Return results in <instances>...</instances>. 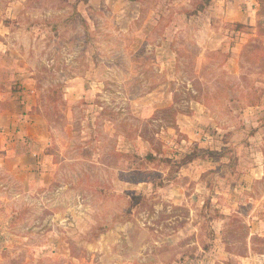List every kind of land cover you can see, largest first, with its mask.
Listing matches in <instances>:
<instances>
[{"label":"rangeland","instance_id":"1","mask_svg":"<svg viewBox=\"0 0 264 264\" xmlns=\"http://www.w3.org/2000/svg\"><path fill=\"white\" fill-rule=\"evenodd\" d=\"M83 1L0 0V264H264V7Z\"/></svg>","mask_w":264,"mask_h":264},{"label":"trees","instance_id":"2","mask_svg":"<svg viewBox=\"0 0 264 264\" xmlns=\"http://www.w3.org/2000/svg\"><path fill=\"white\" fill-rule=\"evenodd\" d=\"M204 1H205V3H202V4L198 5V6H197L195 9H193L192 11H190V12H185L186 16H189V15H197V14H199L201 11H203V10L205 9L206 5H207L206 3H207L208 0H204ZM257 1L259 2V4H260L261 7H264V0H257ZM84 2H86V0H84ZM242 25H243V24L240 23V22L236 23V26H238V27H241ZM177 113H178L177 110H172V111L170 112L171 117H172V120L175 119V116H176ZM204 153L213 154V155H220V153H218L217 151H211V150H203V151H202V150H201V151H199V153H195V152H194V153H189L188 155H186V157H185L183 163H189V162L193 161L194 158H197L199 155L204 154ZM146 157H148V158H150V159H151V158L153 159V155H152V153L146 155Z\"/></svg>","mask_w":264,"mask_h":264},{"label":"crops","instance_id":"3","mask_svg":"<svg viewBox=\"0 0 264 264\" xmlns=\"http://www.w3.org/2000/svg\"><path fill=\"white\" fill-rule=\"evenodd\" d=\"M103 2H104V0H86V2L83 1L82 3L90 6L94 10H98L100 8L101 4H103ZM139 4L141 5V2L140 1H139ZM230 12H237V10L236 11H232L231 10ZM240 15H242V13ZM235 20H236L235 22H240L242 24H246L248 19H244V17H241V18L235 19ZM12 104H13V102H12ZM0 105H3V102L2 101H0ZM0 107H2V106H0ZM12 107H14V106H12ZM8 109L9 108H7V109L1 108L0 109V117L1 118H4L5 121L4 120L3 121L4 122H7V124H11V123H13L12 121H14V119H12V117H14L15 111L13 110L14 112L13 113H10V111Z\"/></svg>","mask_w":264,"mask_h":264}]
</instances>
